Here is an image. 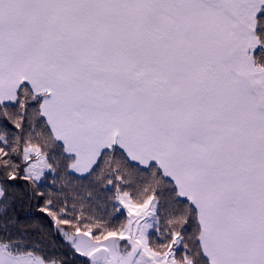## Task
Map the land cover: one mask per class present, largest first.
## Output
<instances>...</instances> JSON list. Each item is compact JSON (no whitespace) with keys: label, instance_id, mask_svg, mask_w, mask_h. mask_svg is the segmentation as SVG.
Wrapping results in <instances>:
<instances>
[{"label":"snow or ice","instance_id":"snow-or-ice-1","mask_svg":"<svg viewBox=\"0 0 264 264\" xmlns=\"http://www.w3.org/2000/svg\"><path fill=\"white\" fill-rule=\"evenodd\" d=\"M0 264H264V0H0Z\"/></svg>","mask_w":264,"mask_h":264}]
</instances>
